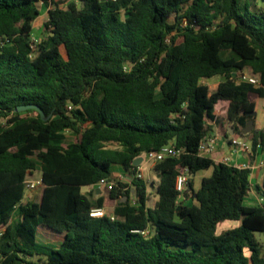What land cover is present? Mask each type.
Listing matches in <instances>:
<instances>
[{
	"label": "trees",
	"instance_id": "obj_1",
	"mask_svg": "<svg viewBox=\"0 0 264 264\" xmlns=\"http://www.w3.org/2000/svg\"><path fill=\"white\" fill-rule=\"evenodd\" d=\"M259 3L0 0V264H264L255 236L264 205L245 204L250 170L199 153L218 104L234 136L247 137L253 98L264 100ZM40 5L47 20L33 41ZM216 76L213 90L201 82ZM28 105L44 118L16 111ZM250 133L255 151L264 132ZM169 144L182 153L153 164L150 208L143 179L113 172L133 176L136 159ZM37 169L31 201L25 180ZM180 170L189 178L181 195ZM100 180L113 182L107 194L82 192ZM255 189L264 200V173ZM92 208L108 214L92 218ZM225 221L239 224L218 232ZM144 229L148 237L135 232Z\"/></svg>",
	"mask_w": 264,
	"mask_h": 264
},
{
	"label": "crops",
	"instance_id": "obj_2",
	"mask_svg": "<svg viewBox=\"0 0 264 264\" xmlns=\"http://www.w3.org/2000/svg\"><path fill=\"white\" fill-rule=\"evenodd\" d=\"M213 78L202 80L201 82L208 85L210 89L213 90L214 87L221 81V78L216 81H211ZM209 81L211 82L210 84L208 83ZM253 100L255 102V119L253 122L252 130L264 132V100L258 99L256 97L253 98ZM222 117H223V114H218V120ZM219 122L221 125L218 124ZM219 122H217L216 124L210 123L211 131L209 132L208 136L205 139L206 141L209 137L213 135L217 137L215 140L214 149L211 152H202L200 153V155L210 158L215 163H225L230 166H234L235 164L255 165L257 162H259L260 159H263L264 155L262 154V149L260 148V146H257L255 151H252V153L231 154L230 148H229V140H230V137L234 136L233 131L231 130L230 125L227 124L225 121L219 120ZM219 126H221L222 129ZM224 129H227V131L229 132L228 136L224 134L223 132ZM236 137L241 138L242 140H246L251 144V141H250V139L252 138L251 133H249L247 137H242V136H237V135ZM226 158L228 159V161L224 162V159ZM142 163L143 161L141 162V164ZM141 166L142 165H140V167ZM121 173L123 172L119 170L118 168H116L113 172V175L117 176ZM210 173H211V169H208L205 171H199L195 174V176L192 178L194 190H197L199 188L201 179L203 177L209 176ZM263 173H264V170L259 167H254L253 169L250 170V176H249L250 177V191L248 192V195L245 198L246 205H249V206L264 205L263 198L257 193L255 189L256 186L261 185ZM196 179L199 180V183L196 182ZM152 185L154 186L156 185L155 181L152 182ZM88 189H91V188H88ZM97 189L98 188L94 189L95 196L99 195L101 192H102V195H105L103 190H101V192H98ZM95 196H94V199H95ZM156 200H157V197H156Z\"/></svg>",
	"mask_w": 264,
	"mask_h": 264
},
{
	"label": "built area",
	"instance_id": "obj_3",
	"mask_svg": "<svg viewBox=\"0 0 264 264\" xmlns=\"http://www.w3.org/2000/svg\"><path fill=\"white\" fill-rule=\"evenodd\" d=\"M35 41L34 39H32ZM240 80L247 81L251 84L257 85L258 81L254 78H250L249 76L242 75L240 77ZM216 136L213 135L209 137L206 141L200 143L199 145V153L202 152H211L214 149ZM260 146V145H258ZM229 148L231 154L236 153H252V147L251 144L246 141L242 140L241 138H238L236 136L230 137L229 140ZM262 149V154L264 155V145L260 146ZM182 150L175 148L172 144L163 146L159 151H151L143 156L142 161L146 162H152V164L163 160L164 158L172 157L177 158L181 155ZM228 159H224V162H227ZM233 167L238 169H248L251 170L254 167H259L264 170V157L263 159H260L259 162H257L255 165H249V164H235ZM116 179L123 183H130L133 177H137L138 179H143L142 170L140 165L137 166V169L135 171V175L131 176L128 174L122 173L121 175L115 176ZM188 175L184 170H180L179 174L176 177L175 180V189L177 192L180 193V195L185 191L186 189V183L188 181ZM40 180L39 179H32L31 177H27L25 180V189L26 193L30 191L36 190V188L39 186ZM113 186V182L106 181V180H100L95 187L98 189H101L103 191H108ZM108 214V212L103 208H92L89 212V216L92 218H100L104 215ZM111 220H113V216L110 214ZM136 233H139L143 237H148L150 235V232L148 229L135 231Z\"/></svg>",
	"mask_w": 264,
	"mask_h": 264
},
{
	"label": "rangeland",
	"instance_id": "obj_4",
	"mask_svg": "<svg viewBox=\"0 0 264 264\" xmlns=\"http://www.w3.org/2000/svg\"><path fill=\"white\" fill-rule=\"evenodd\" d=\"M55 2H60V6L61 7H65V5L70 1V0H54ZM262 7H264V0H260L259 3ZM40 15L37 18V20L33 23L32 25V38H36L39 39L41 37V33L43 30V23L47 20V9L45 6L40 5ZM220 77H214L211 81H216L219 80ZM209 84L211 83L210 81L208 82ZM221 104H218L215 109L217 111L218 114H223L222 108H221ZM219 120H223L225 121V117L223 116L222 118H220ZM226 122V121H225ZM69 139H71L72 137L68 136ZM141 170H142V175H143V181L146 183L147 187H148V202H147V206L148 207H153L154 202L156 200V195H155V191L154 188L152 187V182L156 181V175L154 174L152 167L153 164L152 162H146L145 160L143 161V163L141 164ZM116 169V168H115ZM114 169V170H115ZM122 174V173H121ZM119 174V175H121ZM32 179H39L40 178V172L39 169H37L35 172H33V174L30 176ZM196 182L199 183V180L196 179ZM40 192V189H36L34 191H30L27 192L26 194V198L28 200L31 201H35L37 200L38 194ZM82 192L87 194V193H91L92 196V200L94 199V190L88 189V188H83ZM104 194H107V191H104ZM238 222H231V221H226V222H222L218 225V232L230 229L232 227L238 226ZM256 238L258 239V241L262 244L263 247V252H264V233H255ZM38 240L41 241V237L38 236ZM51 246H55L58 244V241L55 240H51L49 243Z\"/></svg>",
	"mask_w": 264,
	"mask_h": 264
},
{
	"label": "water",
	"instance_id": "obj_5",
	"mask_svg": "<svg viewBox=\"0 0 264 264\" xmlns=\"http://www.w3.org/2000/svg\"><path fill=\"white\" fill-rule=\"evenodd\" d=\"M26 110H36V111H38L41 114L42 118H44L42 111L37 106L28 105V106H18L16 108V111L17 112H23V111H26ZM252 128H253V122L252 121H248L247 124H246V127L244 128V130L242 131V133L244 135L249 134L252 131ZM142 160H143V158H138V159H136L134 161L133 164L135 166H138V165H140V163L142 162ZM97 191L98 192H101V189H97Z\"/></svg>",
	"mask_w": 264,
	"mask_h": 264
}]
</instances>
